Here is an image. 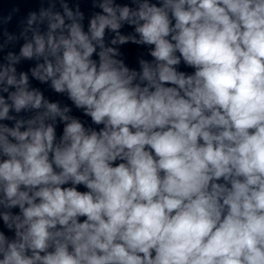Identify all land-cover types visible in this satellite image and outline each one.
<instances>
[{
	"label": "clouds",
	"instance_id": "9594fccd",
	"mask_svg": "<svg viewBox=\"0 0 264 264\" xmlns=\"http://www.w3.org/2000/svg\"><path fill=\"white\" fill-rule=\"evenodd\" d=\"M59 3L0 63V264H264V0Z\"/></svg>",
	"mask_w": 264,
	"mask_h": 264
},
{
	"label": "water",
	"instance_id": "95a60500",
	"mask_svg": "<svg viewBox=\"0 0 264 264\" xmlns=\"http://www.w3.org/2000/svg\"><path fill=\"white\" fill-rule=\"evenodd\" d=\"M69 6L75 8L77 4H79L80 10L84 13V27L85 30L88 26L89 18L93 15L94 12L100 11L99 8H94L92 6L91 0H67ZM120 4L130 3V0H117ZM50 4V0H0V17H7L9 14H12V20L3 24L0 23V45L3 47L0 48V63H6L5 57L9 52H14L15 54H19L21 46L25 43L23 37L20 36L23 28L26 26L24 23L26 21L27 15L29 12L35 11L39 13L41 8H48ZM14 9H19L18 12H14ZM56 11H62L60 7L59 0H56ZM133 29L125 26L122 29L124 34L132 32ZM13 34L19 39L9 42L8 37L6 35ZM30 36V34H29ZM111 37V33H109L106 39ZM120 52L123 54V58L125 59L126 64L131 68H137V58L140 56H144L145 58L150 59L147 56V47L146 46H138L132 43H128L125 45L119 46ZM36 64L35 60H22L20 64H18L17 71L18 72H27L29 75L30 87L39 89L44 97L51 102H59L61 106L68 105L72 108V115L80 118L86 124H90V118L83 115L82 111L76 109L72 102L67 98L66 94L56 93L50 86L49 83H41L40 81L34 79L31 76L30 69L33 68ZM182 70L191 72V69H184L181 66ZM63 125H59L57 127V133L60 134L62 132ZM0 227H2V223H0Z\"/></svg>",
	"mask_w": 264,
	"mask_h": 264
}]
</instances>
